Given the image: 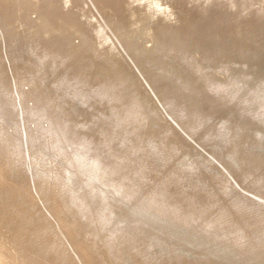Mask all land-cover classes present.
Wrapping results in <instances>:
<instances>
[{
    "label": "rangeland",
    "instance_id": "1",
    "mask_svg": "<svg viewBox=\"0 0 264 264\" xmlns=\"http://www.w3.org/2000/svg\"><path fill=\"white\" fill-rule=\"evenodd\" d=\"M0 264H264V0H0Z\"/></svg>",
    "mask_w": 264,
    "mask_h": 264
},
{
    "label": "bare ground",
    "instance_id": "2",
    "mask_svg": "<svg viewBox=\"0 0 264 264\" xmlns=\"http://www.w3.org/2000/svg\"><path fill=\"white\" fill-rule=\"evenodd\" d=\"M4 257H6L4 254H3Z\"/></svg>",
    "mask_w": 264,
    "mask_h": 264
}]
</instances>
